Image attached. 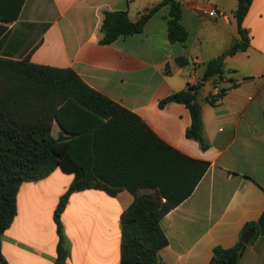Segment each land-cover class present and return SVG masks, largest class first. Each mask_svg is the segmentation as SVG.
Here are the masks:
<instances>
[{"label": "crops", "instance_id": "1", "mask_svg": "<svg viewBox=\"0 0 264 264\" xmlns=\"http://www.w3.org/2000/svg\"><path fill=\"white\" fill-rule=\"evenodd\" d=\"M162 1L26 0L17 21L0 24V57L74 70L89 87L139 116L166 144L210 163L190 197L161 220L167 245L157 264H209L214 249L235 246L247 225L254 233L238 264H264V0L250 5L242 22L247 47L233 55L231 47L243 41L238 0H177L188 33L184 42L170 39L169 6L151 15L140 33L100 42L106 11H127L136 22ZM206 5L224 15L204 16ZM212 62L220 72L204 79ZM197 83L202 84L205 150L186 137L191 114L184 104L159 106ZM59 131L56 124L54 136ZM73 180L74 174L56 168L20 185L16 215L1 236L8 264H56L55 212ZM133 201L126 190L73 192L60 217L65 264H120L121 217Z\"/></svg>", "mask_w": 264, "mask_h": 264}, {"label": "trees", "instance_id": "2", "mask_svg": "<svg viewBox=\"0 0 264 264\" xmlns=\"http://www.w3.org/2000/svg\"><path fill=\"white\" fill-rule=\"evenodd\" d=\"M26 0H0V24L18 20ZM253 0H238L235 12L243 41L228 54L244 51L247 39L242 28ZM164 6L170 7L169 35L184 42L188 33L181 24L182 6L163 0L134 22L127 11H106L101 27L102 44L140 33L147 20ZM221 66L208 65L204 79L214 77ZM201 83L188 85L160 102L184 104L191 114L186 137L204 139ZM225 90H221L223 95ZM216 97L210 102L215 103ZM58 124L60 131L54 136ZM210 163L193 159L156 136L142 119L119 103L89 87L70 68L34 64L29 59L0 57V264L1 236L16 215V197L24 181L46 177L54 169L74 174V180L55 212L59 234L56 264H65L61 214L69 196L79 190L102 189L111 195L126 190L134 197L122 217L120 264H157L159 251L167 245L161 220L194 192ZM247 225L232 248L216 247L209 264H238L247 244Z\"/></svg>", "mask_w": 264, "mask_h": 264}, {"label": "built area", "instance_id": "3", "mask_svg": "<svg viewBox=\"0 0 264 264\" xmlns=\"http://www.w3.org/2000/svg\"><path fill=\"white\" fill-rule=\"evenodd\" d=\"M201 13L209 18H217L224 15V13L218 10V8L210 5L204 6L201 10Z\"/></svg>", "mask_w": 264, "mask_h": 264}, {"label": "water", "instance_id": "4", "mask_svg": "<svg viewBox=\"0 0 264 264\" xmlns=\"http://www.w3.org/2000/svg\"><path fill=\"white\" fill-rule=\"evenodd\" d=\"M217 63H218V60H217ZM253 231L251 230V231H248L245 235H244V237L242 238V240H243V242L245 243V244H247L249 241H250V239L252 238V236H253Z\"/></svg>", "mask_w": 264, "mask_h": 264}]
</instances>
